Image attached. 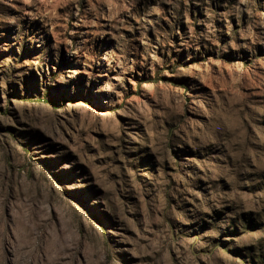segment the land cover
Returning a JSON list of instances; mask_svg holds the SVG:
<instances>
[{"label": "rangeland", "instance_id": "1", "mask_svg": "<svg viewBox=\"0 0 264 264\" xmlns=\"http://www.w3.org/2000/svg\"><path fill=\"white\" fill-rule=\"evenodd\" d=\"M0 264H264V0H0Z\"/></svg>", "mask_w": 264, "mask_h": 264}]
</instances>
